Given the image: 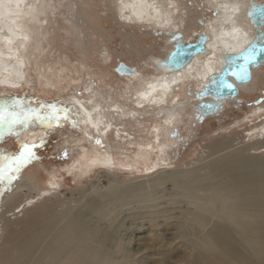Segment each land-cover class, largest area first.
I'll return each instance as SVG.
<instances>
[{
    "label": "bare ground",
    "instance_id": "bare-ground-1",
    "mask_svg": "<svg viewBox=\"0 0 264 264\" xmlns=\"http://www.w3.org/2000/svg\"><path fill=\"white\" fill-rule=\"evenodd\" d=\"M87 1L0 0V85L17 89L25 82L32 89L33 83L44 81L45 87H53L56 83L51 76H27L32 58L38 71L44 68L37 63L36 56L42 50V38L50 32L44 23H49L60 8H65L70 11L62 12L64 19L75 28L86 30L90 27L89 12L83 8ZM250 1L111 0L117 19L140 33H130L127 38L138 55L158 56L148 64H153L156 71L124 61L135 69L131 76L118 74L125 78L130 92L125 96L132 98L131 105L119 102L112 94L97 98L92 90L83 101L76 99L75 103L83 110L76 107L80 118L75 120L71 111L68 114L78 123L73 125L81 133L76 138L81 149L75 160L62 168L63 172L80 181L97 169L117 172L128 169L136 174L139 168L147 171L171 163L168 152L184 141L180 129L184 114L189 119L194 117L185 107L199 104L194 92L203 89L211 76L220 72L226 54L243 51L255 36V30L244 20L245 6ZM153 31L162 36L164 54L157 53L153 45L139 47L153 36ZM169 32L181 34L186 43L196 42L203 34L209 38L206 52L195 56L181 70H169L164 62L175 46L172 37H168ZM261 85H264V75L255 70L252 82L239 87V95L256 91ZM188 87L192 90L191 96L187 94ZM5 103L0 101V106ZM17 107L24 112L36 109L45 114L31 103L22 102ZM141 118L150 125L138 122ZM132 122L141 128H135L136 131L147 133L141 143L136 141L137 132L132 133L127 127ZM54 127V123L48 127L33 118L7 126L4 132L7 136H0L18 139L21 145L36 146ZM175 128L181 141L170 137ZM232 132L231 137L216 140L210 151L217 155L232 149L201 167L175 168L177 171L152 176L157 186L172 182L173 192L182 193L180 198L186 201V206H193L184 217L183 231L174 239L181 240L179 248H184V264H264V104L234 123ZM109 139L117 144L115 150L106 148L104 140ZM241 140L247 143L233 148ZM129 147L135 148L134 156L127 155ZM116 150L121 156L114 154ZM252 150L262 155L244 154ZM3 164L0 160V166ZM205 170L207 173L203 174ZM36 171L31 168L25 172L21 168L17 178L9 181L6 175L0 181V264H143L137 257L145 253L132 254L133 250L128 247L130 240L120 229V219L125 213L138 216L139 210L155 213L158 219L165 213L155 209L153 202H159L162 197L144 193V185L142 188L139 184H129L126 189L120 186L108 195L93 190L99 198L82 193V202L76 201V205L70 206V202L51 194L66 180L64 173L53 170L46 180ZM11 212L14 219L7 217ZM175 252L179 251L166 253L167 257L170 254L173 257Z\"/></svg>",
    "mask_w": 264,
    "mask_h": 264
},
{
    "label": "rangeland",
    "instance_id": "rangeland-1",
    "mask_svg": "<svg viewBox=\"0 0 264 264\" xmlns=\"http://www.w3.org/2000/svg\"><path fill=\"white\" fill-rule=\"evenodd\" d=\"M87 2V5H84L83 8L87 13L89 12L87 20L90 27L86 30L75 28L62 15V12L68 13L70 10L60 8L56 12L57 17L52 15L50 22L44 23V28L50 32L42 38L43 42L41 44L44 47L41 45L42 50L40 53H36V56L39 57L37 63L43 65L44 68L38 71L34 58H32L31 63L27 67L29 71L27 76L35 77L37 75L38 78H41L40 74L45 75L47 78L51 76L56 84L53 87H45L44 81L43 84L38 81L33 83L32 86L34 88L32 89L25 85V82L23 87L20 85L17 89L9 87L10 85L8 87L0 85V101L16 102L17 106L22 102L31 103L45 114L50 113L52 109L49 106L54 105L60 109H69L73 112L75 120L80 118L77 108L83 111L75 102L78 99L83 101L84 98L90 96L91 92H94L92 95H96L97 98H102L105 94H112L115 98L117 97L116 99L119 102L131 105L130 99L132 98L125 96L130 95L125 78L118 75L116 68L121 62L131 61L136 66H147L151 72H154L156 70L152 66L153 64H148L152 63V60L158 56H151L150 54L138 55L132 41L127 38L130 33H140L127 25H123V21L120 22L117 19L116 9L111 4V0H88ZM59 11L61 14H58ZM152 35L151 38L144 40L139 47L150 48L153 45L157 53L164 54L166 50L162 49L163 40L161 34L153 31ZM164 45L167 46V43ZM123 54L125 55L124 57L122 56ZM47 67L48 72L46 70ZM258 70L264 75V67ZM29 81H32V79ZM125 88L127 91H125ZM262 104H264V85H261L256 91L253 90V92H241L237 101L234 100L227 103L220 117H208L202 123H199L196 118L195 106L190 107L187 105L185 107L187 109L186 112L189 114L192 111L190 115L192 114L194 117L191 115L192 119H189L186 114H184L185 116L183 115L186 122L183 121L181 123L180 129L184 141L168 152V155L171 156L169 160L171 163L168 162V165H161L157 168L152 167L154 169H148L147 171L144 168H139V172L136 174L129 171H123V173L116 170L97 169L89 177H85L80 181L72 178L63 172L62 169L75 160L81 148L76 142L80 131L73 125L78 124L77 121L73 122L68 113L65 118L64 113L61 112L59 119L53 121L55 127L49 130L50 134L42 143L32 149L34 156L21 168L25 172L33 168L46 180L50 177L49 172L53 170L63 172L66 180L60 184L56 191H51V194L56 195L60 200L70 202V206L76 205V201L82 202L80 195L85 192H88V197L99 198L100 195L96 196L93 190L98 192V194L108 195L113 190H117V187L121 188L120 186H124L126 189L129 184H139L141 187L144 185L145 188L147 187L146 191L144 188V193L162 197L159 202H153V205L155 209L162 210L161 212H164L165 215L156 219L155 213H147L148 211L139 210L137 212L138 216L125 213L120 219V229L124 230V237L130 240V246L128 245V247L133 250L132 254L136 251L145 253L142 254V257H137V261H143V264H184L182 258L184 248H179L181 245L179 241L181 240L174 241V239L183 231L184 217L191 212L193 206H186V201L180 198L182 193L173 192L172 182L157 186L153 184L152 180L155 177L152 176L163 172L166 173V171L169 172L173 169L177 171L176 169L199 168L221 153H226L232 148L223 150L216 155L210 151V146L222 137L228 135L231 137L234 134L232 132L234 123L251 115L254 109ZM138 122L145 123L146 121L141 118V121ZM133 123H130L127 127L132 133L137 132L135 134L136 141L141 143L147 133L136 131V129L140 130L141 128L138 123L135 124L137 127L133 126ZM145 124L150 125V123ZM6 127L7 125H0V134L6 135L4 133ZM5 138L0 136V152L2 155L18 157L23 151L20 140H16L13 137ZM245 141L235 142L233 148L241 147ZM104 143L106 148L112 147L114 150L117 145L110 139L109 141L104 140ZM129 148H126L127 155L134 156L135 153L133 151L135 148ZM116 151H113L114 154L121 156L120 151ZM244 154L250 156L262 155L254 150ZM133 158L136 159V157ZM3 162L2 166L8 163ZM10 173L14 174L16 178L19 176V171L12 173L10 169ZM205 173H207L206 170L203 171V174ZM144 193L142 190V194ZM152 211L154 212V210ZM158 214L161 215L162 213ZM21 215L19 219H22ZM8 216H11L10 219H14L12 212L8 213ZM174 250L179 252H175L173 257L172 254L167 257V254Z\"/></svg>",
    "mask_w": 264,
    "mask_h": 264
},
{
    "label": "water",
    "instance_id": "water-1",
    "mask_svg": "<svg viewBox=\"0 0 264 264\" xmlns=\"http://www.w3.org/2000/svg\"><path fill=\"white\" fill-rule=\"evenodd\" d=\"M244 20L255 30L252 42L245 48L247 53H244V49L239 53L226 54L220 72L211 76L210 81L205 84L203 89L194 92L196 99L199 100L198 106L194 108L199 123L208 117H220L227 103L237 99L239 87L251 83L253 72L264 67V2L258 3L251 0L245 6ZM168 36L172 37V41L175 43L174 49L164 62L165 67L171 71L183 69L193 61L195 56L206 52V44L209 38L203 34L193 43H186L181 34L174 32H169ZM244 55L248 56L247 60L244 59ZM233 71L243 74L245 78L241 79L240 75L233 76ZM116 72L122 76H131L135 73V69L121 62ZM229 84L234 85V87H229ZM187 91V94L191 96L190 87ZM206 99L208 102L205 101ZM170 137H176L179 141L182 140L177 128L174 129V133Z\"/></svg>",
    "mask_w": 264,
    "mask_h": 264
},
{
    "label": "snow or ice",
    "instance_id": "snow-or-ice-1",
    "mask_svg": "<svg viewBox=\"0 0 264 264\" xmlns=\"http://www.w3.org/2000/svg\"><path fill=\"white\" fill-rule=\"evenodd\" d=\"M244 53H247V49L244 50ZM244 59L247 60L248 56L244 55ZM232 75H240L241 79L245 78L243 74H238L235 71H233ZM228 86L234 87V85L232 84H229ZM49 107H51L52 111L50 113L41 115L40 112L36 109H31L27 112H24L22 110H18L16 102H6L4 105L0 106V125L11 126L19 123H24L35 118L36 120L46 123L48 127H51L53 121L59 119V115L61 112L64 113V116L66 118L67 113L70 111L69 109L57 108L54 105ZM21 147L23 148V151L18 157H8L0 155V160L8 162L6 163V165L0 166V181L4 180L6 175L9 181L15 179V175L9 174V170L11 169L12 173L18 172L20 168L24 164L28 163V161L34 156L32 149L35 147V145L24 144Z\"/></svg>",
    "mask_w": 264,
    "mask_h": 264
}]
</instances>
